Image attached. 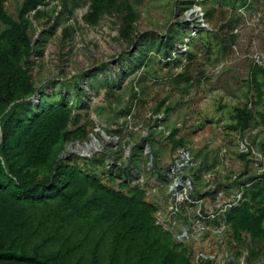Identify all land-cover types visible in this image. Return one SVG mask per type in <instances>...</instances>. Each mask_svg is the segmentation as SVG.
<instances>
[{"label": "rangeland", "instance_id": "obj_1", "mask_svg": "<svg viewBox=\"0 0 264 264\" xmlns=\"http://www.w3.org/2000/svg\"><path fill=\"white\" fill-rule=\"evenodd\" d=\"M74 1L78 5L69 19L60 16L63 0H47L38 18L35 11L29 15L35 45L42 33L52 31L43 41L42 55L34 53L29 67L37 92L48 94V103L64 92L73 105L68 129L76 136L58 146L57 156L95 174L109 188H142L145 200L157 208L153 216L161 227V243L171 240L192 264L204 259L264 264V241L234 233L222 217L242 196V180L264 170V122L259 117L264 94L257 101L251 81L253 64L264 65V0H191L197 2L193 6L190 0H131L137 19L130 43L120 38L117 10L91 25L84 20L90 0ZM22 2L4 4L18 19ZM69 24L74 32L64 41ZM170 25L182 28L169 49L179 57L149 51L147 64L136 63L135 56L153 37H165ZM34 103L39 105L40 98ZM245 104L255 118L244 131L231 129L235 107ZM178 139L183 144L174 147ZM242 152L248 153L247 160ZM119 167L134 174L129 186L123 185L125 170L115 174ZM94 190L88 187L85 205L76 211L37 208L33 216L39 227L28 248L49 236L42 252L72 249L70 264H88L94 242L102 237L98 264H106L117 225L104 203H92Z\"/></svg>", "mask_w": 264, "mask_h": 264}, {"label": "trees", "instance_id": "obj_2", "mask_svg": "<svg viewBox=\"0 0 264 264\" xmlns=\"http://www.w3.org/2000/svg\"><path fill=\"white\" fill-rule=\"evenodd\" d=\"M4 1L0 0V264H70L72 249L41 251L49 236L28 248L39 227L35 226L33 212L47 206L76 211L85 205L82 200L89 186L95 187L92 203H104L115 213L117 227L106 264H192L176 252L171 240L161 243L157 234L161 227L155 224L153 216L157 208L145 200L142 188L132 186L127 192L109 188L95 174H87L80 166L71 165L57 156L58 146L76 136L75 131L68 129L73 119V105L64 92L59 93L58 100L48 103L49 95L42 90L40 104L36 105L31 98L38 87L29 72L32 55H42L43 41L52 33H42L41 41L35 45L30 35L32 21L29 15L35 11V18H38L42 13L39 7L47 4V0H23L18 19L7 11ZM193 2L190 0L189 3ZM195 4L197 2L191 6ZM77 5L74 0L72 3L63 0L60 16L68 14L67 18H71ZM114 10L120 14V38L130 43L135 37L134 22L137 19L131 0H90L84 20L95 25L103 15ZM213 11V7L207 9L206 15L210 16ZM180 31L181 27L170 25L168 34L153 37L135 56V62L147 64L149 51L178 58L179 55H173L169 49ZM73 32V25H65L63 40L70 39ZM189 53L192 57V52ZM124 71L122 69L118 75ZM259 75L264 79V65L256 62L251 68V81L257 101L264 94V80L260 81ZM113 80L114 83L117 81L116 78ZM234 110L236 122L229 127L244 131L255 118L253 111L249 104L236 106ZM259 117L264 122V112ZM81 134L85 136V130ZM182 144L181 139L174 140V147ZM247 154L242 152L240 157L247 160ZM95 160L103 163L99 156ZM124 170L123 185L129 186L128 180L134 175L129 169L119 167L115 174L120 175ZM241 184L242 196L236 203H230L222 217L234 233L246 232L253 241H264V170L249 174ZM102 240L100 237L94 242L88 264L99 263ZM249 252L252 256L257 255L252 247ZM199 264L213 263L211 259H204Z\"/></svg>", "mask_w": 264, "mask_h": 264}, {"label": "water", "instance_id": "obj_3", "mask_svg": "<svg viewBox=\"0 0 264 264\" xmlns=\"http://www.w3.org/2000/svg\"><path fill=\"white\" fill-rule=\"evenodd\" d=\"M40 96H41L40 93L37 92V93L31 98V100L34 101V98H35V97L40 98Z\"/></svg>", "mask_w": 264, "mask_h": 264}]
</instances>
